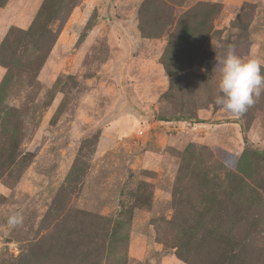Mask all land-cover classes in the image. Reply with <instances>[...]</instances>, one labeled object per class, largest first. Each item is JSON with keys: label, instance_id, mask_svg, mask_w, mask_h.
Here are the masks:
<instances>
[{"label": "rangeland", "instance_id": "374dc122", "mask_svg": "<svg viewBox=\"0 0 264 264\" xmlns=\"http://www.w3.org/2000/svg\"><path fill=\"white\" fill-rule=\"evenodd\" d=\"M230 47L264 61V0H0V264H264Z\"/></svg>", "mask_w": 264, "mask_h": 264}, {"label": "clouds", "instance_id": "9594fccd", "mask_svg": "<svg viewBox=\"0 0 264 264\" xmlns=\"http://www.w3.org/2000/svg\"><path fill=\"white\" fill-rule=\"evenodd\" d=\"M262 68L264 61L241 58L230 47L220 68L219 95L215 98V104L234 116L246 112L256 98L264 93ZM7 222L15 227L22 222V217L18 213H12Z\"/></svg>", "mask_w": 264, "mask_h": 264}]
</instances>
